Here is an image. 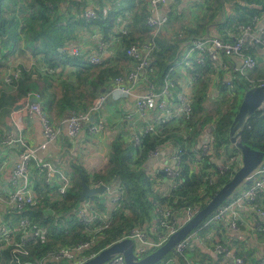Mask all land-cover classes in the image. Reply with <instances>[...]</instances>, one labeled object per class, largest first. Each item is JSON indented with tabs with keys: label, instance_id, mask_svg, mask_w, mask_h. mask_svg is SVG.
Returning a JSON list of instances; mask_svg holds the SVG:
<instances>
[{
	"label": "trees",
	"instance_id": "trees-1",
	"mask_svg": "<svg viewBox=\"0 0 264 264\" xmlns=\"http://www.w3.org/2000/svg\"><path fill=\"white\" fill-rule=\"evenodd\" d=\"M95 2L97 0H0L1 123L10 131L7 116H10L21 99L33 92L39 93V101L52 122L65 119L72 111H88L96 97L112 91L117 77L127 78L129 71L136 65L135 58L128 56L127 49L133 44L142 43L152 44L146 70L156 90L163 89L167 77L174 80L181 77L176 72L178 65L188 70L190 83L195 88L190 98L191 111L189 116L176 118L155 127L154 132L145 133L138 145L129 132L121 131L111 144L108 163L104 168L95 170L90 175L82 167L76 166L71 174V187L64 195L59 194L60 196L57 195L54 199L44 196L39 204L16 212L18 218H29L32 225L42 226L47 232V240L31 243L25 247L30 254L24 259L41 257L60 247L73 246L79 241L95 238V245L82 254L83 260H86L101 249L123 239L137 227H145L154 237L153 225L160 207L182 208L198 205L202 209L241 165L240 149L230 141L229 132L242 100L236 106V91L232 94L229 107L222 112H210L207 109L208 99L217 100L219 93L225 88L222 82L224 72L217 73L216 69L220 66L213 63L207 55L204 64L193 61L192 67L187 68L186 53L192 39L206 37V27L212 22H216L219 28L251 23L256 14L263 12L264 7L262 9L257 7L261 0H200L189 7L190 12L194 8V13H191L188 22H183L180 26L184 32L175 24L176 21L182 20L184 11L183 9L178 11L181 9L179 7L181 0H175L167 4L169 21L157 33H154L146 23L144 13L147 12H143L142 8L130 21H127L126 25L124 24L127 32L122 33L120 30L122 23L117 21V8L114 7L106 15L100 4ZM88 6L98 11L97 18L90 20L85 18L84 12ZM223 9L226 13L225 19ZM91 33L100 34L101 39L110 43L109 49H112V53L100 64H93L83 56L71 52L74 45L81 43L87 34ZM115 36H118V41H114ZM260 47L262 46L249 42L246 52L254 56ZM197 53L195 52L194 55ZM26 59L31 61L29 66L24 64ZM41 64L45 65L46 69L42 68ZM252 71L248 73L251 80L255 77L254 71L263 75L262 78H255L264 79V72L258 66V61ZM17 72L18 77L14 75ZM5 75H10L12 81H6ZM253 80L254 83L242 77L234 80L232 86H235L234 90L248 89L257 85L259 79ZM175 88L177 92L182 91L180 84L176 83ZM175 101L178 102V97ZM126 115L124 112L121 125L129 130L130 122ZM85 124H92L91 120L89 119ZM2 132L3 130L0 129V139L7 136L2 135ZM202 139L212 141L218 153H221V147L226 143L233 145L223 154V158L231 162L230 169L225 175L216 176L213 184L208 181V168L213 167V163L208 157L204 162H200L198 158L199 147L204 142ZM185 140L189 146L181 154L182 168L177 179L181 183L170 195H165L156 189V179L146 168L147 162L151 160L150 151L156 146L165 144H169L171 148L184 147ZM241 140L253 149L264 151L262 109L248 117ZM218 153L217 155L220 156ZM237 153L240 154V159L235 161ZM45 174L42 182L35 178L36 192L44 190L42 183L46 185ZM160 174L158 173L157 176ZM83 175L89 185L101 181L115 186L117 190L115 194L106 195V200L112 201L114 206H107L104 203L105 196L100 194L82 200ZM243 184L248 185L247 182ZM260 190H258L257 204L264 207V190ZM88 199L93 201L92 209L88 210V214L94 217V220L86 226L79 218L78 209ZM43 200L45 204H42ZM48 206L54 210V214H46L44 209ZM210 216L196 230L209 232L211 228H208L212 225L217 228L218 236H222L218 227L222 228L223 233L229 231L227 220L223 223L221 221L204 225ZM106 221H109L108 225H105ZM98 227L102 228L97 230ZM221 242L233 249L232 243L227 238L223 237ZM10 249H5L4 253L0 254V264H16L11 262ZM156 249L152 248L147 254ZM192 250L186 249V251ZM254 250L253 246L250 250L237 247L235 253L244 257L247 264H261L253 254ZM183 254L184 252L175 251L174 259L189 264L184 261ZM203 256L208 255H200L197 259L193 257L190 261L195 264H222V256L217 258L219 261L208 257V262H205ZM63 261L47 264H66ZM166 261L164 258L156 264H163Z\"/></svg>",
	"mask_w": 264,
	"mask_h": 264
},
{
	"label": "built area",
	"instance_id": "built-area-1",
	"mask_svg": "<svg viewBox=\"0 0 264 264\" xmlns=\"http://www.w3.org/2000/svg\"><path fill=\"white\" fill-rule=\"evenodd\" d=\"M167 0H148L149 8L146 16V23L154 31H159L169 21V15L164 9V4ZM264 4V0H263ZM84 16L87 20L95 19L98 17V11L93 7L85 9ZM260 16L255 15L253 17V22L259 21ZM239 35L233 40H227L222 37L211 36L203 38H195L190 41V46L186 53L187 62L186 64L191 65L193 61L204 64L205 55L218 65L221 56H237L242 60V64L238 71H235L232 76L234 80L245 77L251 82H255L248 77V73L255 69L257 66L256 58L246 52L247 44L249 42L264 47V27L260 30H255L251 23H242L238 26ZM122 33H126L127 29L125 26L121 28ZM157 33V32H156ZM152 51V44L142 43L133 44L127 49L128 56L135 58L136 65L134 69L125 77H117L114 80V88L109 93H102L94 100L92 109L96 111L102 110L104 103L110 95L117 94L120 97L130 93V88L127 84V80L133 83L139 82L141 76L143 75L146 67L149 63V55ZM71 52L74 55L83 56L85 59L93 64H100L103 62L105 57L110 54L109 43L105 40H99L97 46L94 50L89 51L87 47L83 45H75L71 48ZM195 52H198L196 56ZM10 74V73H9ZM18 77V72L14 74ZM125 79H127L125 81ZM5 80L8 82L12 81L10 75H5ZM233 80L227 79L224 84L226 88L221 91L218 99V106L213 112H222L227 107L230 106L232 101V95L229 88L232 86ZM173 81L170 77L165 80V86L160 92H156L150 89L146 93L139 94L136 97L134 103V111L140 116H145L150 110H162L163 115H156L153 119L152 125L146 127L144 131H136L133 140L138 145L141 143L143 133H150L155 131V127L162 126V124L168 123L170 120L182 116H189L191 111V103L189 95H183L179 97V101H174L170 99V94L173 88ZM255 86H264V79L257 82ZM228 89V90H227ZM37 99L32 101V99ZM186 103L183 105V101ZM226 102H229L224 108ZM220 105V106H219ZM264 116V103L261 106ZM22 110L30 115L37 116L41 122L43 135L45 137V142L38 148L29 147L22 139L17 141L13 139L12 134L8 135L3 140L4 147H11L16 143H21L22 151L19 155L18 162L14 165L11 173L10 183L13 190L10 192V203L11 206L16 211L25 209L28 206H34L39 203L40 197L33 190V182L30 177V163L33 159H39L41 157L42 151H47L48 144L56 141L60 129L58 125H55L45 112L39 101V93L33 92L28 94L23 101ZM90 110V109H89ZM77 112L72 111L67 119L68 135L70 137H77L80 135L84 124L90 119V112ZM127 118H132V114H128ZM104 122L98 121L93 123L89 127L91 134L98 133L104 129ZM186 137V136H185ZM198 151V158L200 162H204L208 157L213 163V167L208 168L210 184L215 182L216 176L225 175L231 167V162L224 159L222 156L215 157L213 160L210 156L214 153V144L211 141L203 140ZM188 142L184 141V147L176 146L173 151H170L169 144L162 146H156L150 151L151 157H158L162 155L163 158V168L166 169V177L170 180V186L165 195H170L172 190L178 187L181 182L177 179L181 174V154L188 149ZM8 164L7 155H2L0 159V171L5 170ZM48 177H53L54 173L51 166H48ZM251 185L244 192L241 191L236 195L232 196L230 200L221 204L210 216L206 224L218 223L225 220L229 221V229L233 232L238 231V218L239 209L245 208L249 211L256 213L260 217L259 227H264V207L257 204L258 190L264 188V161L260 164L258 169L250 176ZM107 185V184H106ZM109 189V185H107ZM67 190L66 183H63L59 187V193L64 195ZM201 208L198 205L194 207H173V206H162L159 208V214L156 217L155 225L153 230L155 236H151L145 227H137L131 230V232L124 238H131L134 242V252L139 257L145 256L148 251L152 248H158L163 245L169 236L176 232L180 227L186 224ZM82 220L87 223L88 215L86 209H81L79 211ZM20 226L24 229L28 228L29 221L26 218L21 219ZM215 232L211 233V235ZM193 234H189L183 240L178 242L175 246V251L177 253H183V250L189 247ZM46 238V231L42 228H35L32 230H27L23 234V240L21 243H15L12 235V230L7 226L0 227V247H9L11 253V262L16 264H45L46 261L50 260H62L68 258L73 260V264H78L79 261H84L83 252L89 249L93 245V241H79L75 245L61 248L58 251L50 252L42 259H34L33 261H24L21 254H28V251L24 249L25 243L27 241H38L39 239L44 240ZM24 245V246H23ZM8 248V249H9ZM214 251L225 258V261L231 260L232 264H247L246 260L242 256H238L235 250L225 246L221 242V238L215 235V245ZM261 264L264 263V243L261 248ZM227 263V264H230ZM106 264H126L125 258L122 254H116L111 258Z\"/></svg>",
	"mask_w": 264,
	"mask_h": 264
},
{
	"label": "crops",
	"instance_id": "crops-1",
	"mask_svg": "<svg viewBox=\"0 0 264 264\" xmlns=\"http://www.w3.org/2000/svg\"><path fill=\"white\" fill-rule=\"evenodd\" d=\"M173 1L175 0H171L164 4L163 7L166 12H167V4ZM198 1L200 0H181V3L179 5L181 9H178V11H181L183 9L185 11L183 13V16L185 15L188 18V20H190V15L191 13L192 14L194 13V8H192V12H190L189 7L193 3H196ZM97 3L100 4L103 12L106 15L114 7L117 8V13H118L117 21L122 23L120 25V30L126 25L127 21H130L133 18L134 14L140 12L141 8L143 9V12L146 11L147 13H148V8H149L148 0H97L95 4ZM88 7H91V6H88ZM257 7L261 9L262 7H264L263 0H261L260 4L258 3ZM223 12H224V19H225V14H226L225 9H223ZM229 13L231 14V10ZM256 15L260 16L259 21L253 22L252 20L251 24L253 25L254 29L257 31L264 27V9L262 13L256 14ZM145 16H147L146 13H144V17ZM178 21H176V24ZM192 24L196 26L194 23ZM216 24H217L216 22H212L206 27V30H209L211 35H219L222 38H225L227 40H233L235 37L239 35L238 26L240 24H238L237 26L234 25V26H229V27L227 26V27H222V28L217 27ZM165 25H167V23ZM168 26H169V23H168ZM181 31L184 32L182 29ZM153 32L156 33L158 31L153 30ZM206 35H207V31H206ZM99 40H101L100 34L91 33V34H87V36L82 40V42L77 45H83L87 47L89 51H92L96 48ZM114 41H118V36L114 37ZM109 46H110V43H109ZM110 53H112V49L110 50ZM109 55H107V57ZM254 57L258 61V66L264 72V47L263 46L256 50ZM217 64L218 66H220V67H217L216 69L217 73L224 72L222 82L224 83L225 80L227 79H232L234 82V79L232 76L234 75L235 71H238V69L240 68L242 64V60L240 57H237V56H232V57L221 56L220 61ZM186 66L187 68L192 67L191 65H188V64H186ZM133 69H131L129 73ZM176 72L179 73L181 77L178 78V80L171 79L174 85L172 88V92L170 94V99L175 101L176 97H178V101H179V93H182V92L189 95V97L191 98V95H193L195 88H193V84L190 83V78H191L189 76L190 73L188 72L187 69L183 68L180 65L176 67ZM253 75L255 77H261V78L263 76L262 73H255V71ZM255 77L253 79H261V78H255ZM176 83L182 86L181 92H177V88H175ZM127 84L130 88V93L128 95L121 96V97L117 94L110 95L109 99L105 101L104 107L102 110L96 111L95 109L90 108L89 112L92 113L90 117L91 123L93 124L95 122L102 120L105 125L104 129H102L98 133L91 134L90 131L88 130L89 129L88 127H90L92 124H88V125L85 124L79 136L70 137L68 135V127H67V122H66L67 117L65 119H62L61 121H53V123H55V125H58L60 129V133H59L57 140L49 143L47 151L40 152L41 157L39 159H33L30 163V177L33 182L34 191H35L34 189L35 178L39 179L42 182V178L44 177L45 172L46 171L48 172L49 165L51 166L52 171L55 172L53 174L54 175L53 177H48V173L45 174L46 175V178H45L46 185H44V182L42 183L44 187V190L42 192H40L39 190H37L39 193L35 191L40 197L39 203L42 201V199H44V196H48L51 199H54L57 195H59L60 194L59 187L63 183H66L67 190H68L71 187V183H72L71 174L75 171L76 166L82 167L86 171V173L90 175L93 173V171L104 168L108 163V154L111 148V144L113 140L121 133V131H124L125 133L129 132L130 136L133 139V136L136 131L143 132L146 127H149L152 125V122H153L152 118H154L156 115L164 114V112L160 109L150 110L148 111V113H146L145 116L142 117L136 114L134 111V103H135L136 97L139 94L146 93L150 89H153L156 92L161 91V90H156L154 83L149 78L147 70L144 71L139 82L133 83L127 80ZM190 85H191V88L189 87ZM234 88H235L234 85L230 87V93L232 91L231 93L232 95V94H235V92L237 91L236 93L237 98L240 92H243L246 90L244 88L234 90ZM25 98L21 99L19 102H23ZM214 100L213 99L211 100L210 98L208 99V104H209L208 107L212 105ZM124 112L127 115L132 114V118H127V115H126V118L130 122L129 130H127L126 128H123L121 125ZM182 117H179L178 119H181ZM10 119L12 120V123L16 125L18 128V139H22L29 147L38 148L40 147L42 143L45 142L42 125L37 116L25 113L22 109L16 111L13 108V111L10 114ZM0 129L3 130L2 135H7V136L11 134L13 135L12 128L9 131L8 128L1 123V121H0ZM144 134L145 133H143V135ZM7 136H3L2 137L3 139H0V159L2 158V155L4 154L7 155L8 157L7 168L5 170L0 171V227L1 226L9 227L12 230V235H13V239L15 243H21L23 240V234L25 231L32 230L35 228H42L44 231H46V229L42 226L36 227L32 225V222L30 221L29 218H26L29 221V226L28 228L24 229L23 227L20 226L22 218L17 217L18 214L16 212L18 211L14 210V208L11 206L10 192L13 190V187L10 183L11 173H12V169L14 165L18 162V161L17 162H14V161H16L17 159L19 160V155L23 148L21 145H18V143H16L17 145L16 148L13 145L11 147H4L3 140ZM173 149L174 148H171L170 146V151H173ZM215 151L216 150L214 148V153L213 155L210 156L213 160H215V157H218V155L215 156L217 154V151L216 153ZM13 152H15L17 155H15ZM218 154L223 157L222 153H218ZM239 157H240V154H239ZM239 157L238 156L235 157L234 160L235 161L239 160L240 159ZM10 163H13V166L11 169V173L9 174L10 177L8 176L9 178H7V170L9 168ZM197 167L198 165L196 166V168ZM146 168L149 170V173L152 176H154L156 179V182H157L156 189H158L161 193L165 194L167 190L169 189L170 180L166 177L164 172H162V168H163L162 155L158 157H151V160H149L146 164ZM158 173H161V174L157 176ZM83 177L85 178L84 175L82 176V178ZM101 183L102 182L99 181L98 183H95L91 186H99ZM246 188H244V190H246ZM263 190L264 189L262 188L260 191H263ZM116 191L117 190L115 186L109 185V189H107L104 194H100V195L105 196L104 203L107 206L112 207L114 206V203H112V201L106 200L107 198L106 195L108 194H110V196L114 195ZM95 195H98V194H95ZM92 203L93 201L88 199V201H85L81 205V207L78 209V213L81 209H86L87 211V215L89 218L88 222L85 223L82 219H80L82 223H84L86 226H89L92 220H94V217L88 214V210L92 209ZM42 204H45L44 200ZM45 209L53 210L49 206L46 207ZM49 213L54 214V210H53V213L48 212L46 214H49ZM260 220H261L260 217L256 213L249 211L248 209H245V208H240L239 218H238V222H240V225H239L240 230L237 232H232L229 229L227 233H223L222 228L218 227L219 231L222 234V236H219V237L221 239L223 237L227 238L228 241L232 243L233 249L235 248V250L237 249V247H241V248L249 249V250L251 249L252 246L255 247L253 254L255 257H257L261 261V248H262V244L264 243V229H259ZM222 223H219V224H222ZM108 224H109V221H106L105 225H108ZM97 230H100V228L98 227ZM216 231H217V228L212 227L210 231L207 232L205 235L198 234L196 232L192 233L193 237L189 245V248L193 249V252L191 253L192 254L191 260H193V257L195 256L198 257L200 255H208V256H203L206 259L205 262H208L209 260L208 257H211L212 260L219 261L217 258L221 255L217 254L214 251L215 235H217ZM213 232H215V234L211 235V233ZM233 233H236V234H233ZM45 240H47V232H46V238L44 240L39 239L38 241H45ZM38 241H34V240L27 241L24 245L25 247H28L29 244L37 243ZM89 241H93V245L89 248L91 249L95 245L96 239L92 238ZM8 248L9 247H0V254H3L4 250ZM61 248H66V247L65 246L60 247L59 249L54 250V251H58ZM54 251H49L46 254L42 255L41 257H35L33 259H24V257L29 256L30 253L28 251V254L26 255L21 254V257L24 261H33L36 258L42 259L48 253L54 252ZM62 260H64L63 262H66V264H70L73 261V260H69L68 258H65ZM172 260L174 262V259ZM54 261H60V260L46 261L45 264L49 262H54ZM188 262L189 264H191L190 262L192 261H188ZM230 262L231 260L224 261L221 258L222 264H227ZM163 264H170V263L164 262ZM174 264L176 263L174 262ZM178 264H183V263L181 260H179ZM192 264H195V263L192 262Z\"/></svg>",
	"mask_w": 264,
	"mask_h": 264
},
{
	"label": "water",
	"instance_id": "water-1",
	"mask_svg": "<svg viewBox=\"0 0 264 264\" xmlns=\"http://www.w3.org/2000/svg\"><path fill=\"white\" fill-rule=\"evenodd\" d=\"M171 0H167L169 2ZM207 36L211 37L210 31L207 30ZM37 99L33 98L32 101ZM264 103V86H254L248 88L244 92V97L238 108V111L230 126V141L241 152V165L236 170L234 175L222 185L209 202L200 209L186 224L180 227L176 232L171 234L167 241L158 247L156 250L139 257L134 252V242L131 238H123L119 241L112 243L111 245L101 249L98 253L90 258L79 262L78 264H106L116 254H122L125 258L126 264H156L165 258L170 252H175V246L178 242L183 240L186 236L191 234L194 229L201 225L222 203L229 199L237 188L244 182L250 183V176L258 169L260 164L264 161V151L253 149L247 144H244L241 140L242 132L245 128L247 119L256 111L261 109ZM23 108V102H19L14 110H21ZM10 126L13 130V139H18V128L12 122ZM214 128V126H212ZM15 148L16 144L13 145ZM17 155L15 152H13ZM18 159L14 162H17ZM13 163H10L7 170V178L10 177ZM9 176V177H8ZM107 190V185L101 183L99 186H91L87 183L83 177V189L81 192V199L95 195L104 194ZM45 212L53 213V210L45 209Z\"/></svg>",
	"mask_w": 264,
	"mask_h": 264
},
{
	"label": "rangeland",
	"instance_id": "rangeland-1",
	"mask_svg": "<svg viewBox=\"0 0 264 264\" xmlns=\"http://www.w3.org/2000/svg\"><path fill=\"white\" fill-rule=\"evenodd\" d=\"M88 8H90V7H87V9ZM185 11H183V13H184ZM183 22H188V18L184 15L183 16V18H182V20H180V21H178L177 22V24H176V22H175V24L178 26V27H180L181 25H182V23ZM207 36V35H206ZM213 36H217V37H221V36H219V35H213ZM31 63V61H29V60H25V62H24V64H25V66H29V64ZM41 66H42V68H44V69H46V67H45V65H42L41 64ZM259 80H261V79H259ZM258 80V81H259ZM257 81V82H258ZM224 84V83H223ZM190 88H191V85L189 86ZM193 88H194V85H193ZM225 88H226V86H225ZM229 91H230V88H229ZM129 94V93H128ZM128 94H126V95H128ZM243 94H244V91L243 92H240L239 93V96H238V98H237V102H236V106H238V104H239V102L242 100V98H243ZM126 95H124V96H126ZM183 95H187V94H185L184 92H182V93H179V97L180 96H183ZM188 96V95H187ZM96 99V98H95ZM94 99V100H95ZM183 101V105H185L186 103L184 102V100H182ZM219 101H216V100H214L213 101V103H212V105L210 106V107H207V109L210 111V112H212V110H213V108H214V110H218V109H216V106H218V103ZM94 103V102H93ZM229 105V102H226V104H225V106H224V108L226 107V105ZM208 106H209V104H208ZM220 106V105H219ZM213 110V111H214ZM88 112V111H87ZM92 115V113H90V116ZM70 116H67V119L69 118ZM127 117H128V115H127ZM66 119V120H67ZM7 120H8V123H10V122H12V120L10 119V116H8L7 117ZM171 121V120H170ZM169 121V122H170ZM168 122V123H169ZM163 125V124H162ZM213 126V125H212ZM82 132V130L80 131V133ZM203 140V139H202ZM214 141V140H213ZM212 142V141H211ZM213 143V142H212ZM214 143H215V141H214ZM216 145V144H215ZM226 145V146H225ZM225 145H223L222 147H221V153L222 154H224V152L226 153L227 152V148H231V146H233V145H231V144H229V143H226ZM217 150V149H216ZM215 153H216V151H215ZM217 153H218V151H217ZM215 156H217V154L215 155ZM237 156L239 157V153H237ZM240 162V161H239ZM162 172H164V174L166 175L167 174V171H166V169H164V168H162ZM250 185H251V182L249 183V185H248V187H247V185H245V184H241L238 188H237V190L233 193V195L232 196H234V195H236L237 193H240L241 191H243L244 192V188H246V190L250 187ZM245 190V191H246ZM116 200V199H115ZM226 202V201H225ZM78 215H79V218L80 219H82V217H81V214L80 213H78ZM103 218H104V216H103ZM105 220V219H104ZM204 225H207L206 223L204 224ZM100 229L102 228V227H99ZM210 228H212V225L208 228V229H210ZM239 229H238V231L240 230V227H238ZM259 229H264V227L263 228H260L259 227ZM198 233V234H203V233H206V232H208V231H203V230H201V229H199V230H194L192 233ZM191 233V234H192ZM187 248H189V247H187ZM186 248V249H187ZM186 249H184L183 250V252H184V261H186V262H188V261H190L191 259H192V252H193V250L192 251H186ZM186 251V252H185ZM191 257V258H190ZM199 257V256H198ZM175 258V256H174V252H170L169 254H167L166 255V257H165V259L167 260L166 262L167 263H170V264H174V262L176 263V264H178V261L180 260V259H174ZM244 258V257H243ZM172 259H174V262H173V260ZM194 259H197V257L195 256L194 257ZM222 259L225 261V258L224 257H222ZM227 261V260H226ZM79 262H81V261H79ZM79 262H77V263H79ZM74 262H71L70 264H73ZM191 264H192V262H191Z\"/></svg>",
	"mask_w": 264,
	"mask_h": 264
}]
</instances>
